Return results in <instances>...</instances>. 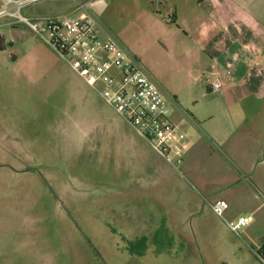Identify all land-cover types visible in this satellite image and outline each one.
<instances>
[{
  "label": "rangeland",
  "instance_id": "1",
  "mask_svg": "<svg viewBox=\"0 0 264 264\" xmlns=\"http://www.w3.org/2000/svg\"><path fill=\"white\" fill-rule=\"evenodd\" d=\"M121 2L96 16L119 33ZM22 29L29 43L20 71L29 76L21 79L0 61V95L14 107L0 124V264H261L244 227L232 231L203 186L183 174L184 160H164L65 58ZM127 33L158 86H178L183 106L173 115L168 103L169 114L183 137L194 134L192 115L208 119L213 111L203 91L188 85L185 65L151 49L142 32ZM216 107L208 128L235 121V112ZM261 139L262 153L264 131ZM257 163L254 179L263 176L257 173L264 161ZM154 166L174 172L156 174ZM253 227L264 231V220Z\"/></svg>",
  "mask_w": 264,
  "mask_h": 264
},
{
  "label": "crops",
  "instance_id": "2",
  "mask_svg": "<svg viewBox=\"0 0 264 264\" xmlns=\"http://www.w3.org/2000/svg\"><path fill=\"white\" fill-rule=\"evenodd\" d=\"M57 1L47 4L37 0L24 5L21 11L28 17L72 14L78 2H59L62 8H58ZM114 3L115 0H88V10L94 15L102 38L117 40L158 86L148 74L144 64L147 59L143 61L140 54L141 46L132 42L127 33L142 32L150 40L151 49L185 65L188 85L195 84L197 90L203 91L201 96L213 111L208 119L192 115L198 123L196 126L190 122L195 133L186 131V136L180 139L185 152L183 174L203 186L208 200L226 199L232 220L251 214L252 220L244 226L243 234L251 240L247 242L249 248L262 249L264 231L257 233L253 224L264 220V168L257 173V176L263 174L262 178L254 179L253 175L257 162L264 161V152L258 151L264 131V0H122L119 7L125 13V23L121 33L100 17L96 18ZM23 27L26 28L23 23L0 15V61L18 70L21 79L29 76L20 71L29 43ZM216 70L224 82L221 91L210 90L208 86ZM177 87L162 90L158 86L173 115L174 110L183 106ZM5 99V95H0V124L5 120V112L14 109ZM218 102L236 114L232 115L235 121L232 117L230 124L218 122L214 130L205 124L215 118ZM261 154L263 157H259ZM197 157L204 162H194ZM162 171L174 172L171 167L163 170L153 167L156 174L161 175Z\"/></svg>",
  "mask_w": 264,
  "mask_h": 264
},
{
  "label": "built area",
  "instance_id": "3",
  "mask_svg": "<svg viewBox=\"0 0 264 264\" xmlns=\"http://www.w3.org/2000/svg\"><path fill=\"white\" fill-rule=\"evenodd\" d=\"M35 1L2 0L0 15L9 16L13 22L23 23L42 38L155 152L173 166L180 165L184 159V148L180 141L183 133L176 130L167 99L137 59L118 41L99 35L96 19L88 10V0H78L72 14L24 15L22 7ZM225 70L229 73L228 69ZM214 74L209 89L221 91L224 82L220 72L216 70ZM209 205L236 233L252 220L251 214L238 216L235 220L227 219L225 212L229 203L224 198H217ZM253 251L264 264V245L262 249Z\"/></svg>",
  "mask_w": 264,
  "mask_h": 264
}]
</instances>
